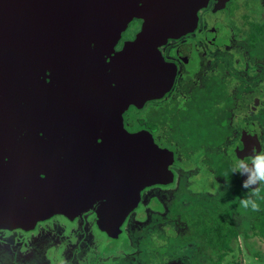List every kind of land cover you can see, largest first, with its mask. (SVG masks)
<instances>
[{"label": "flooded vegetation", "instance_id": "af4514ba", "mask_svg": "<svg viewBox=\"0 0 264 264\" xmlns=\"http://www.w3.org/2000/svg\"><path fill=\"white\" fill-rule=\"evenodd\" d=\"M176 7L195 9L196 15L185 16L180 32L168 37L157 49L153 48L151 41L146 46L137 45L130 56L112 64V58L136 39L143 20L132 18L120 31L100 70V93L91 99L88 91L86 117L98 123L86 120L83 125H77L82 128L76 130L74 127L77 126H69L68 113L61 109V103L54 104L52 111L56 137H64L67 133L73 137L86 136L88 139L76 143L88 144L90 136H93L95 143H104L103 149L113 153H118L119 147L121 149V140L117 139L118 127L122 125L129 133L144 132L158 148L171 152L173 182L143 190L139 206L129 216L141 207L143 212L127 219L125 232L122 231L118 239L108 237L97 228L96 206L75 214H53L38 220L29 229L0 226V246L5 249H0V264H52L56 261L62 241L59 238L63 239V233L59 228L57 231L41 229L42 225L54 219L72 225L83 215L86 220L82 219L78 236L67 234L64 237L68 239L61 264H99L116 255L135 254L138 246L133 233L142 235L139 237L145 250L139 249L138 252L149 254L148 259H145V253L142 256L145 264L150 263L156 252L172 255L164 264H180V261L187 264L190 259L208 264L217 260L218 254L211 253L212 248L202 240L185 239L189 226L173 209L176 199L180 200L182 207L195 204L183 197L184 190L188 196L197 195L205 199L204 212L214 210L217 214L222 209H230L232 226L238 237L242 233L244 236L257 235L264 240L260 236L263 230L260 220L256 222L254 212L243 209L240 203L244 198H252L260 207L261 204L264 206V184L245 188L242 186L243 174L239 170L232 173L235 162L243 159L246 169L252 165L256 176L258 173L264 175V155H259L264 153V0H181ZM106 31L110 32V27L103 32ZM124 72L137 74L136 78L150 91L139 95L135 90L132 98L138 105L131 103L123 110ZM92 83H86L87 89ZM164 86L167 87L165 92H156L157 87ZM245 144L248 150H244ZM113 145L120 146L113 151ZM250 146L256 148L252 150ZM219 155L230 159L228 169L222 175L217 173ZM193 186L204 189L194 193L190 191ZM174 187L179 190L168 200L166 211L169 214L163 217L165 207L156 195ZM257 188L259 195L253 196ZM221 192L225 194L221 195ZM157 204L162 209L156 210ZM145 207L152 213H146ZM234 209L245 213L239 221L233 217ZM261 209L264 210L263 207ZM89 220L94 221L99 234L113 240L122 239L123 246L112 250L99 249L98 243L91 238L92 226L86 224L91 223ZM166 220L183 229L178 233L171 232L168 241L172 244L168 247L154 248L152 231ZM136 227H140L138 231ZM12 232L23 234L16 240H7L6 235ZM48 234L52 235L51 239ZM176 240L178 246L172 250ZM132 246L136 247L135 253H129ZM124 247L127 248L126 253ZM187 249L193 253L188 260ZM177 253L182 254V260ZM256 258L258 260L259 257ZM225 261L230 264L234 260L226 258ZM242 261L246 264L244 259ZM114 264L130 263L121 260Z\"/></svg>", "mask_w": 264, "mask_h": 264}, {"label": "water", "instance_id": "95a60500", "mask_svg": "<svg viewBox=\"0 0 264 264\" xmlns=\"http://www.w3.org/2000/svg\"><path fill=\"white\" fill-rule=\"evenodd\" d=\"M179 3L0 0L1 227L29 229L53 214H75L96 206L97 228L118 239L143 190L173 182L171 152L158 148L144 132L118 127L121 149L113 153L103 149L104 143H95L93 136L88 144L76 143L86 136L56 137L52 111L61 103L71 127L86 120L98 123L86 117L88 91L91 99L100 93V70L120 31L132 18L143 20L136 39L112 58V64L130 56L134 46L151 41L157 49L178 34L183 18L196 13L176 7ZM109 27L111 31L104 33ZM136 77L123 73V110L131 103L138 105L132 98L135 90L139 95L150 91ZM88 82H93L90 89ZM246 170L255 188L256 171L252 165ZM242 177L246 180L247 173Z\"/></svg>", "mask_w": 264, "mask_h": 264}, {"label": "rangeland", "instance_id": "374dc122", "mask_svg": "<svg viewBox=\"0 0 264 264\" xmlns=\"http://www.w3.org/2000/svg\"><path fill=\"white\" fill-rule=\"evenodd\" d=\"M176 188L177 187L170 188L169 189L170 191H166V190H168V189H166L165 190L166 192H163V194L157 193V195H156V197H159L158 198L159 203H162L163 207H165L164 211L162 212V214L164 215L163 217H166L169 214V212L166 211V207L168 205V200L173 198L175 196V194L177 193V191L179 190V189L176 190ZM202 189H204V187L193 186L192 188H190V191H192L194 193H198ZM155 206L156 205H154V207ZM145 209H146V213L147 212H148V214L152 213L151 209L147 210V207H145ZM155 209L157 210V209H162V208L159 206V204H157V207ZM142 212H143L142 207L135 210V212H133L129 216L128 220L130 219V217L132 215H133V217H137ZM244 215H245V213L243 211H237L236 209H234L233 217L236 220L239 221L240 218L243 217ZM83 218H85V220H86V216L83 215L80 218H78L77 221L73 222L72 225L69 222L66 223L60 219H54V220H51L50 222H47V223L42 225L41 229H47V230L48 229H54L55 231H57L59 228V232L63 233V235H62L63 239L59 238V241H61V240L62 241L60 242V245H59L60 246L59 251H58L57 255L55 256L56 261H52V264H61V261L63 260L64 254H65V243L67 242V239H68V238H64V237L67 236V234H71L73 236H78V234L81 231L80 224H81V221ZM89 221L91 222V220H89ZM91 223L87 222L86 224L87 225L90 224L92 226L91 227V238L95 243H98V246H100L99 249L104 250V249L108 248V249L112 250V249L119 248V247L123 246L122 239L113 240L111 238H107L106 236L99 234L94 228V221L92 224ZM139 228L140 227H136V230L138 231ZM41 229H39V230H41ZM182 229L183 228H180L178 225L173 224V222L168 223L167 220L163 224L156 225V227H154V230L152 231V234H151L153 247L154 248L163 247V246L168 247L169 244H172V243H169V241H168V237L171 236V232L178 233V232H181ZM20 234H23V233H20V232L9 233L6 235V239L10 240V241L16 240ZM52 234L58 237V235L55 234L54 232H52ZM133 236H135L134 242H135V244L137 243L138 249L136 252V249H135L136 247L134 246L135 247L134 248L132 246V250H130L129 253H135L136 252L135 254H132L130 256L116 255L113 258L106 259L103 261V263H99V264H105L108 262H109V264H114V263L119 262L121 260L122 261L125 260L130 264H145V263H143V258H142L145 251L140 252V253L138 252L139 249L145 250V246H143L142 243L140 242L139 236H142V235L138 234V236H136L133 233ZM48 238L51 239L52 235L48 234ZM177 243H178V241L176 240V243H175L176 245L174 244V247L172 250L177 248V246H178ZM230 245L233 249H232V251H229L227 253V256H226L227 260L230 261L232 259V260L242 261V259H244L246 264H264V240L263 241L260 240V238L257 235H250V237H246L242 233H240L239 237L234 238L232 240V242L230 243ZM189 248H191V247H189ZM239 248H241V249H239ZM0 249L5 251L4 247L0 246ZM118 251L123 252L122 250H118ZM126 252L127 251H125L124 253H126ZM177 254L179 255V258L181 259L182 254H180V253H177ZM177 254H175V255H177ZM186 255H187L186 259L188 260L193 255V253L191 250L187 249ZM0 256H2V255H0ZM171 257H172V255H169L168 252L164 253L163 255L159 254V253L157 254V252H156L155 256L153 258H151L149 264H164ZM256 257H259L258 260ZM188 262H189V260L187 261V263ZM171 263H173V262H170V264ZM180 264H183V262L180 261Z\"/></svg>", "mask_w": 264, "mask_h": 264}, {"label": "trees", "instance_id": "16d2710c", "mask_svg": "<svg viewBox=\"0 0 264 264\" xmlns=\"http://www.w3.org/2000/svg\"><path fill=\"white\" fill-rule=\"evenodd\" d=\"M230 164V159L227 156L218 157V166L217 173L222 175L223 172H226ZM264 189V188H263ZM183 197H186L188 200L192 201L195 204H191L189 207H182L180 205V200L176 199L173 201L174 212L179 213L181 218L189 226V230L185 236V239H193L194 241H201L212 248L213 254H218V259L211 260L212 262L208 264H228L225 258L227 252L232 250L230 243L234 238H238L236 232L233 229V220L230 217V209H222L215 213L214 210L211 212H204L205 206L203 201L205 199L198 197L197 195L188 196L185 193V190L182 192ZM225 192H221V195H224ZM242 199V197H241ZM197 202H200L197 204ZM198 205V206H197ZM180 207L182 209H180ZM260 207L259 211L254 212L256 222L260 220L263 230L260 234L264 238V210ZM253 212V211H252ZM254 226V225H253ZM250 235H246V237ZM181 239L184 240L182 236ZM145 259L149 258V254L145 253ZM147 262V261H146ZM230 264H244L243 261L234 260ZM187 264H205L197 260H189Z\"/></svg>", "mask_w": 264, "mask_h": 264}, {"label": "clouds", "instance_id": "9594fccd", "mask_svg": "<svg viewBox=\"0 0 264 264\" xmlns=\"http://www.w3.org/2000/svg\"><path fill=\"white\" fill-rule=\"evenodd\" d=\"M259 155H264V153H260ZM236 170H239L242 174L243 173H247V179L242 181V186L243 187H254L252 184L249 183L250 180V176H249V171L246 170V162L243 159H238L235 164L234 167L232 169V173H234ZM256 184H264V175L262 174H257L256 176ZM259 192H258V188L257 190L253 193V196H258ZM241 207L245 210H250L253 212L259 211L260 210V206L259 203L252 198H244L241 200Z\"/></svg>", "mask_w": 264, "mask_h": 264}]
</instances>
